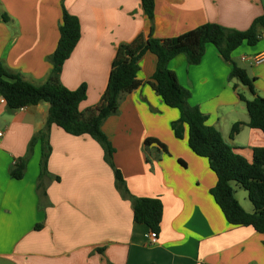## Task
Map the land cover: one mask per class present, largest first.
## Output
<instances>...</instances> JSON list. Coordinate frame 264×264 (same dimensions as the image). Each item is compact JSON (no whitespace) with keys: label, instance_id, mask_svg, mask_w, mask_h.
Masks as SVG:
<instances>
[{"label":"crops","instance_id":"1","mask_svg":"<svg viewBox=\"0 0 264 264\" xmlns=\"http://www.w3.org/2000/svg\"><path fill=\"white\" fill-rule=\"evenodd\" d=\"M64 11L78 18L81 37L62 66L60 82L69 90L87 86L79 106L84 112L100 106L121 47L138 38L146 42L151 35L178 37L205 24L247 31L264 17V0H155L152 24L140 0H0V63L27 82L44 84ZM263 52L264 29H259L255 46L243 44L232 54L261 97L264 64L242 58ZM156 63L151 53L140 60L137 77L143 85L122 97L102 131L130 194L162 202L157 243L146 239L147 226L135 223L130 199L116 188L104 150L90 136H72L52 124L50 177L40 182L42 145L37 142L31 153L29 147L45 128L50 106L41 102L10 111L0 95V264H264V235L228 224L211 194L217 177L208 160L190 149L187 125L183 139L176 138L172 123L180 112L167 107L147 84ZM169 68L190 92L188 104L251 162L254 149L264 148V133L248 126L239 94L254 96L238 80L230 82L231 64L208 44L198 65H189L181 54ZM238 122L244 126L231 137ZM148 138L164 144L168 154L147 147ZM24 159V177L16 180L11 170ZM233 187L242 208L253 213L247 192Z\"/></svg>","mask_w":264,"mask_h":264},{"label":"trees","instance_id":"2","mask_svg":"<svg viewBox=\"0 0 264 264\" xmlns=\"http://www.w3.org/2000/svg\"><path fill=\"white\" fill-rule=\"evenodd\" d=\"M140 1L146 17L152 24L155 0ZM259 29H264V17L256 19L247 31L231 30L218 24H205L178 37L160 39L151 35L146 42L138 38L132 45L123 46L118 51L100 106L82 112L79 106L86 99L87 86L69 90L60 82L62 66L70 58L81 37L78 18L64 11L59 28V42L50 59L52 71L48 80L42 85H34L0 63V95L5 99L10 111L41 102L50 106L45 128L37 133L29 147L31 153L37 142L42 145L40 182L50 177L47 165L51 154L49 138L52 124L72 136L88 135L102 146L104 160L114 172L116 188L132 203L135 223L159 233L163 216L162 202L156 198H137L130 194L121 171L114 164L115 150L102 131L103 122L118 112L122 97L143 85L137 77L140 60L147 53L155 55L156 69L147 84L167 107L180 112V119L172 123L176 138L183 139L184 126L187 125L190 149L197 156L208 160L217 177L211 194L226 221L233 227H252L264 235V148L254 149L251 162L237 153L234 147L225 142L216 128L207 124V116L198 107L188 104L190 92L180 86L175 73L169 68L170 62L181 54L186 56L189 65H198L205 54L206 46L214 45L224 61L232 66L230 82L238 80L254 96L253 99H247L239 94V99L245 104L249 114L248 126L264 133V97L256 94L254 80L232 58V54L243 44L255 46L259 42ZM234 89L237 87L234 86ZM243 126L241 122L235 123L231 137H235ZM145 145H155L158 150L168 154L167 147L156 139H146ZM26 164L24 159L22 163L14 166L11 170L12 178L23 179ZM232 183H237L247 192L254 207L253 213H248L242 208L236 199ZM39 189H42L41 183ZM42 197H46L44 188Z\"/></svg>","mask_w":264,"mask_h":264},{"label":"built area","instance_id":"3","mask_svg":"<svg viewBox=\"0 0 264 264\" xmlns=\"http://www.w3.org/2000/svg\"><path fill=\"white\" fill-rule=\"evenodd\" d=\"M250 60L251 63L254 66H260L262 64H264V52L257 54L256 56L248 59L247 57H243L242 61H248ZM2 103H5V99L2 98L1 99ZM23 109V108H21ZM4 136V130L0 127V138H2ZM146 239L151 243V244H155L157 243L158 240V233L154 232V231H150L147 235H146Z\"/></svg>","mask_w":264,"mask_h":264},{"label":"rangeland","instance_id":"4","mask_svg":"<svg viewBox=\"0 0 264 264\" xmlns=\"http://www.w3.org/2000/svg\"><path fill=\"white\" fill-rule=\"evenodd\" d=\"M235 81H237V80H235ZM233 184V186H238V191L239 192H246L244 189H242L237 183H232ZM239 198H240V196H239ZM249 201V200H248ZM251 204V203H250Z\"/></svg>","mask_w":264,"mask_h":264}]
</instances>
